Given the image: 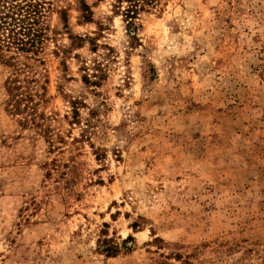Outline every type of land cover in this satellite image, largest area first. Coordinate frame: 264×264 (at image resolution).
Here are the masks:
<instances>
[{
	"label": "rangeland",
	"instance_id": "obj_1",
	"mask_svg": "<svg viewBox=\"0 0 264 264\" xmlns=\"http://www.w3.org/2000/svg\"><path fill=\"white\" fill-rule=\"evenodd\" d=\"M43 1L0 62V264H264V0H159L135 37Z\"/></svg>",
	"mask_w": 264,
	"mask_h": 264
},
{
	"label": "trees",
	"instance_id": "obj_2",
	"mask_svg": "<svg viewBox=\"0 0 264 264\" xmlns=\"http://www.w3.org/2000/svg\"><path fill=\"white\" fill-rule=\"evenodd\" d=\"M158 3L159 0H113L112 6L115 13L123 17L129 36L135 37V21L139 12L154 8ZM81 6L86 19L88 8L83 1ZM50 7L51 3H45L43 0H0V62L11 63L15 59L14 55L5 56V52L33 55L40 52L43 42L47 39L40 19L43 10ZM84 79L88 82L86 77ZM16 81V78L10 79L7 85V92L12 97V92L18 88L15 86ZM16 104L12 107L18 111L19 103ZM105 252L112 256L116 254L117 248L109 247Z\"/></svg>",
	"mask_w": 264,
	"mask_h": 264
}]
</instances>
